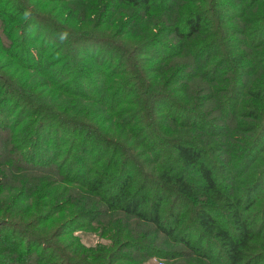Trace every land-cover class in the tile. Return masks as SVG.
<instances>
[{"label": "trees", "instance_id": "1", "mask_svg": "<svg viewBox=\"0 0 264 264\" xmlns=\"http://www.w3.org/2000/svg\"><path fill=\"white\" fill-rule=\"evenodd\" d=\"M43 1L59 5L55 18L28 12L24 0H0L6 69L43 79L40 88L28 85L27 78L0 74L3 145L11 165L38 180L56 175L97 196L103 208L55 221L43 213L50 203L39 200L41 194L25 206L14 194L0 198V213L8 207L20 214L17 220L0 221V264L81 263L44 232L17 221H50L47 228L62 221L58 233L72 234L83 219L89 224L116 214L153 226L195 264L264 263V250L256 244L260 240L264 248V202L259 201L264 193V55L256 52L264 48V0H112L149 19L177 15L168 24L145 25L132 45L116 41L122 23L115 21L109 36L88 29L85 19L81 25L72 19L84 0ZM136 22L134 17L130 23ZM168 36L174 42L166 45ZM183 56L175 67H161ZM145 59L154 61L153 73L146 72ZM195 79L197 89L187 85ZM199 91L219 104L216 93L228 91L230 98L219 107L222 114L199 113V101L209 100ZM241 94L250 103L247 117L263 122L256 137L238 141L239 147L229 140L242 129L236 120L245 117V110L237 112L232 103ZM227 112L232 122H225ZM161 117L169 124H160ZM220 137L225 139L220 147L210 141ZM212 145L219 147L221 161L213 159ZM232 151L234 162L232 156L227 160ZM257 162L256 177L246 187L251 177L243 176L240 189L234 182L240 167L243 171ZM230 168L233 178L227 176ZM125 242L111 250L106 264L128 261L124 251L130 249L165 254ZM74 251L75 246L73 256Z\"/></svg>", "mask_w": 264, "mask_h": 264}, {"label": "rangeland", "instance_id": "2", "mask_svg": "<svg viewBox=\"0 0 264 264\" xmlns=\"http://www.w3.org/2000/svg\"><path fill=\"white\" fill-rule=\"evenodd\" d=\"M24 4L28 12L43 17L49 16L48 18H55L56 15L53 14L55 10L53 9L59 7V5L57 6L53 3H45L43 0H24ZM102 11H104L103 14ZM176 16L177 15L175 12H167L155 14L154 17H150L152 19H149V17H147V15H145L141 11L118 4L114 6V2L112 0H84L81 3H78L76 8H74L72 19L77 20L79 25L82 24V19H85L89 21L88 29L94 28L104 33L107 32L109 36L113 34L112 25L114 24V22L116 21L118 23H122L119 32L115 31V33L118 35V39H116V41L120 42L123 45H132L136 41L140 40L141 36L143 35V28L145 25L148 26L152 24H163L166 22L168 24L172 21V19L174 20ZM134 17H136L137 22L132 24L130 22H132ZM99 22H101L102 25H100ZM95 24H98L100 27L94 26ZM122 26H124V29H121ZM2 29L3 28L0 24V38H4ZM10 42L12 44L15 43V41ZM164 42L166 45H169L170 42H174V38L172 36L165 37ZM256 52H261L264 55V48L258 49L256 50ZM184 58L185 56L177 57L175 58V60H171L169 63L161 67L164 68L168 65L171 67H175L179 63H182ZM154 64L155 63L153 60L145 59L144 68L146 72L153 73L152 71ZM5 66L6 57L0 53V74H5L6 76L11 77L13 80H18L21 76L20 79L27 78L26 82L28 83V85L33 84L34 86L40 88L43 86V79L40 76L31 72H22L19 70L16 71L18 72V74L14 75L13 71L16 70V68L14 67V69L12 68V70L9 68L7 70ZM146 68H148L149 70H147ZM10 71H12V74ZM161 82L163 83L162 77ZM196 82L197 79H195L194 81H190L189 83H187V85H190L191 88L197 89ZM178 84L179 83H176L175 86H177ZM161 87L164 91H166L167 94L171 92L172 88L166 89L163 85H161ZM41 90L44 91V89ZM222 92L223 93H216L217 96L221 97V102L219 104V101L217 99H209V95L207 93L199 91L200 98H208L209 100L204 99L203 101H199L198 104L200 106L197 105L198 108H196L198 112L205 114L206 112L211 111L214 114H222L219 107L226 104V101L228 100V98H230L228 91ZM247 100V96L243 94L240 95V98L238 100H232L234 108H236L237 112L242 113L245 110L243 112L245 114V117H237L238 119L236 120V123H238L239 121L240 124H242V129L240 127V131H234V135H231V137L233 138L229 140L232 144H234V146L240 147L242 146V144L239 142L249 140L250 138L251 140L254 139L257 135V128H260L262 126L263 121H259V124H257L256 121L250 120L247 117L248 111L246 109V106L250 104L247 103ZM231 115L233 114H229L227 112V116L224 118L225 122H232ZM161 118L162 121L160 124H169L167 120H163V117ZM210 118V116L207 117L208 120H210ZM228 124L231 125V123ZM161 127L164 126L161 125ZM2 135L3 134L0 133V198L6 199L14 194V197L19 199L18 202H23V206H25V204L34 202L36 197L41 194L39 195V200H41L42 202L45 201L50 203V206L48 205L43 213H45L46 216L49 215L50 218L55 221H58L63 215H66L65 218H70L79 213L85 214L87 212H95L97 211V209L102 210L103 206L101 204V201L98 200L97 196L89 194L85 190H82L81 188L69 183L67 184L58 181L60 179L57 178L56 175H50L48 177L49 179L38 180L39 177L34 175L33 173L24 172L23 170H20L17 167L11 165L12 156L7 153L8 148L6 149V147L3 145L4 140L2 139ZM224 140L225 139H222V137H220V139H213L210 141L217 142L220 147V143H222ZM131 142L132 140H128V143ZM214 146L215 145H212L209 148L211 150L212 157L216 162L218 161V159L219 161H221L224 156L219 155V153L216 152L219 147L214 149ZM230 156H232L234 162L235 155L233 154V151L227 155V160H229ZM262 157H264V155H262ZM260 163L261 162L247 164L243 171V167H240L239 171L241 170L242 173L239 175L238 179L234 181L235 184L239 186L240 182L243 180V176H250L251 179L246 185V187H248L251 184L252 180L256 177V174L258 172L257 168ZM153 168L155 169L156 167ZM253 170H255L256 172ZM229 172H232L231 168L229 169ZM233 175L234 173H231V175L227 176L229 178H233ZM241 187L243 186H239L240 189H242ZM201 200L204 199L201 198ZM259 201L261 203L264 202V193ZM9 204L10 202L7 203V206H9ZM10 210H12V208L9 209L7 207V209L3 210V212L5 213H0V221L17 220L15 216L17 217L19 213H11ZM10 214H14V217H11ZM31 221L32 220L30 219H24L20 222H17L24 226L29 225L30 223V226L32 225V228L36 232H44L50 241L56 242L59 247L64 250V254L67 257H74V261H78V263L81 262L82 264H106L104 260L107 258L111 250L114 247L126 244V240H128L129 242H140L143 245L146 244L147 246L153 247L158 253L165 252V254L149 253V255H146L145 252H142L140 250H125V254L129 255L128 261H121L117 264H195L196 262V259L190 256V254L185 253L180 246L171 243L170 240L158 234L154 230L153 226L151 227L149 225L136 223L133 219L125 218L120 214H116L112 217L103 219L99 217L97 220H95L94 222H90L89 224H87L88 222L83 219L77 223V229L72 234H64L63 232H61L60 234L58 233V229L62 224V221H60L59 224L57 222H54V224L49 228L47 227L49 226L50 221H46L42 224L39 222L31 223ZM57 224L58 226L55 228ZM256 244L258 246L257 249L264 250V248L261 246L260 240H258ZM73 246H75L74 256L72 255ZM77 254H81L79 257H77L78 260L75 259V256ZM7 258L9 257L5 256V259ZM80 260H83L86 263H83Z\"/></svg>", "mask_w": 264, "mask_h": 264}]
</instances>
